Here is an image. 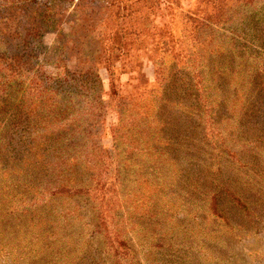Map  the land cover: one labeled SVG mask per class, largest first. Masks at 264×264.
<instances>
[{
    "label": "trees",
    "instance_id": "1",
    "mask_svg": "<svg viewBox=\"0 0 264 264\" xmlns=\"http://www.w3.org/2000/svg\"><path fill=\"white\" fill-rule=\"evenodd\" d=\"M174 16L186 39L174 37ZM47 32L49 71L36 43ZM136 51L153 62L156 86L123 90L117 65ZM258 214L264 0H0L9 264H192L197 244L216 252L253 235Z\"/></svg>",
    "mask_w": 264,
    "mask_h": 264
},
{
    "label": "rangeland",
    "instance_id": "2",
    "mask_svg": "<svg viewBox=\"0 0 264 264\" xmlns=\"http://www.w3.org/2000/svg\"><path fill=\"white\" fill-rule=\"evenodd\" d=\"M62 26L64 30L67 31L71 26L70 19H64ZM170 26L174 37L186 39L187 36H190L188 23L184 21L182 17L174 16ZM54 39L55 33L47 32L40 38V40L36 41L37 45L39 46L38 51L40 60L44 63L45 69L47 71L51 69L50 61L54 53ZM163 56L164 63L168 66L172 60L171 55L166 53ZM123 60H127V62L122 65V67L120 66L121 64L118 63V67L115 72L116 82L122 85L123 90H130V86L133 85H138L141 89L145 90L156 86L154 81V65L153 62L147 58L146 51H136L134 56H128L127 58H123ZM69 64L71 65L73 63L71 62ZM95 68L103 81L104 88L108 89V75L105 69L103 54H100L96 59ZM27 71L31 73L30 69ZM97 134H102V131L98 129ZM103 136V142L108 144L110 142L109 138L106 137V134ZM257 220L259 223L254 226L257 230H253V235L243 238H239L240 236H234L232 239L226 241L222 248H219L220 251L210 252L207 244L201 245L200 242L202 239H198L200 241V245L197 244V246L194 248L192 264H230L228 261L220 262L216 259L213 260V257L218 254H224V258L229 256V254L235 256L233 259H238L239 261L232 264H264V214H258ZM211 222L212 221H206V229L212 227L211 224L213 223ZM5 243L6 241L3 240L0 245V250L4 248L3 246ZM135 248L137 250V255L142 260L143 257L140 246L135 245ZM3 253L4 251L0 252V264H9V258Z\"/></svg>",
    "mask_w": 264,
    "mask_h": 264
}]
</instances>
